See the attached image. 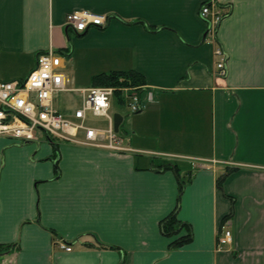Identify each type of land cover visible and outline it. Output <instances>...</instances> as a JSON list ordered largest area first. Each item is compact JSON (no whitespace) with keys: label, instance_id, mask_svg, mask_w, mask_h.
I'll return each instance as SVG.
<instances>
[{"label":"crops","instance_id":"crops-1","mask_svg":"<svg viewBox=\"0 0 264 264\" xmlns=\"http://www.w3.org/2000/svg\"><path fill=\"white\" fill-rule=\"evenodd\" d=\"M206 1L0 0V79L27 76L54 48L68 52L66 73L74 54L92 62L80 85L111 71L146 80L145 108L121 131L132 151L0 135V264H264V0H217L227 15L214 35ZM77 10L110 21L72 35ZM167 162L191 173L180 197ZM178 203L193 239L171 248L161 221ZM229 216L234 244L219 248Z\"/></svg>","mask_w":264,"mask_h":264},{"label":"built area","instance_id":"built-area-1","mask_svg":"<svg viewBox=\"0 0 264 264\" xmlns=\"http://www.w3.org/2000/svg\"><path fill=\"white\" fill-rule=\"evenodd\" d=\"M199 14L207 22V33L216 34L227 15L217 0L204 2ZM110 21L107 14L89 10H77L67 14L66 26L77 34L92 27H105ZM217 73L227 74V56L222 47L215 48ZM68 52L49 48L36 55V64L23 78L0 79V135L21 142L40 140L47 136L53 140L93 146L123 154L132 151L126 136L115 129V114L124 119L144 110L146 105L145 86L119 84L115 86L68 87L69 79L64 71ZM124 82V81H121ZM62 93L77 94L78 105L69 112L56 106ZM124 112L112 110V101ZM93 118H104L105 124L94 123ZM231 219L222 224L217 247H232L233 232ZM60 248L72 251V246L63 240L57 242Z\"/></svg>","mask_w":264,"mask_h":264},{"label":"trees","instance_id":"trees-1","mask_svg":"<svg viewBox=\"0 0 264 264\" xmlns=\"http://www.w3.org/2000/svg\"><path fill=\"white\" fill-rule=\"evenodd\" d=\"M145 83L146 80L140 72H137L135 70H127V71H111V72L98 74L94 76L92 85L93 86H115L119 84L144 85ZM123 126L124 123L121 125V131L123 130ZM162 168L174 169L177 172V178L179 182V197H180V194L184 191L186 184L191 180V173H189V175L183 178L181 177L177 165L168 162L163 164ZM233 170H235V168H228L226 172L219 177L218 179L219 187H222V183L224 179ZM178 207H179V203L177 204V207L174 209V211L161 221V230L163 234L168 237L176 236L175 239L170 243L171 248L183 246L189 243L193 239V231L191 225L188 222H185L178 217L177 214ZM229 218L230 216L225 218V220ZM182 231L184 233H182Z\"/></svg>","mask_w":264,"mask_h":264},{"label":"rangeland","instance_id":"rangeland-1","mask_svg":"<svg viewBox=\"0 0 264 264\" xmlns=\"http://www.w3.org/2000/svg\"><path fill=\"white\" fill-rule=\"evenodd\" d=\"M70 31H71L72 35H76V32L74 30H70ZM77 52H79V50H76V53ZM82 58H83V56L76 59L75 54L73 55V58H72V60L70 62L71 69H70V72L68 71L69 74L67 73L68 76L70 77L69 78L68 87H80V86H83L84 84L80 85L81 84L80 81H86L87 79H89L88 77H89L90 73H93V71H91L92 62H85ZM25 66H27V64ZM28 72H26L24 75H26ZM75 75L78 76V79L76 78L75 82L73 83L72 80H71V77L75 76ZM24 77H26V76H24ZM7 81H9V80H7ZM83 87H87V86H83ZM112 99H113V101H112L111 113H113L116 109L121 111V112H124V109L119 108V106L115 105L114 97ZM77 105H78V102L74 101L72 96L70 94H68V93H62L60 95V97L56 101V106L61 108V109H63L64 107H71V106L75 107ZM93 119H94V123H99L101 125L105 124L104 118H93ZM126 121H128V118L126 119ZM126 121H124V123H126Z\"/></svg>","mask_w":264,"mask_h":264},{"label":"water","instance_id":"water-1","mask_svg":"<svg viewBox=\"0 0 264 264\" xmlns=\"http://www.w3.org/2000/svg\"><path fill=\"white\" fill-rule=\"evenodd\" d=\"M67 30H68V28H67ZM123 121H124V117L120 113H116L115 114V129H116V131L120 130V126L123 123Z\"/></svg>","mask_w":264,"mask_h":264}]
</instances>
